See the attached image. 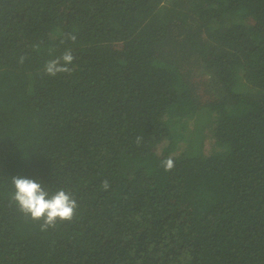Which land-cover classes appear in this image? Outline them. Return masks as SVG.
Instances as JSON below:
<instances>
[{
  "label": "trees",
  "instance_id": "1",
  "mask_svg": "<svg viewBox=\"0 0 264 264\" xmlns=\"http://www.w3.org/2000/svg\"><path fill=\"white\" fill-rule=\"evenodd\" d=\"M0 264H264V0H0Z\"/></svg>",
  "mask_w": 264,
  "mask_h": 264
},
{
  "label": "clouds",
  "instance_id": "2",
  "mask_svg": "<svg viewBox=\"0 0 264 264\" xmlns=\"http://www.w3.org/2000/svg\"><path fill=\"white\" fill-rule=\"evenodd\" d=\"M67 39L73 43L77 36L73 33L67 34ZM25 57H20V63L24 62ZM75 57L71 48L55 58L49 59L44 63L43 71L45 75L56 76L60 73L70 74ZM137 137V142L140 141ZM160 166L165 171L174 168V161L168 157L160 162ZM11 193L10 202L15 205L17 210L26 217L34 221H39L40 230L47 231L54 228L58 222L72 221L79 207L75 194L65 188H57L49 191L40 182L32 178L20 175L14 176L10 181ZM101 189L107 191L110 182L104 179L100 185Z\"/></svg>",
  "mask_w": 264,
  "mask_h": 264
},
{
  "label": "rangeland",
  "instance_id": "3",
  "mask_svg": "<svg viewBox=\"0 0 264 264\" xmlns=\"http://www.w3.org/2000/svg\"><path fill=\"white\" fill-rule=\"evenodd\" d=\"M168 147H165V149L162 151V153H170L173 149H174V146L175 144L170 141L169 143H167Z\"/></svg>",
  "mask_w": 264,
  "mask_h": 264
}]
</instances>
